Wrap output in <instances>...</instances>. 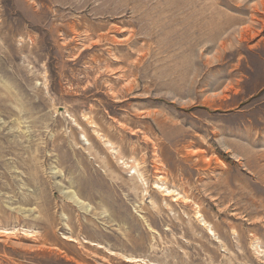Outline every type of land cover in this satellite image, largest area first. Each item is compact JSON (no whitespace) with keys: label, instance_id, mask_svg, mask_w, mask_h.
Masks as SVG:
<instances>
[{"label":"rangeland","instance_id":"1","mask_svg":"<svg viewBox=\"0 0 264 264\" xmlns=\"http://www.w3.org/2000/svg\"><path fill=\"white\" fill-rule=\"evenodd\" d=\"M0 264H264V0H0Z\"/></svg>","mask_w":264,"mask_h":264}]
</instances>
